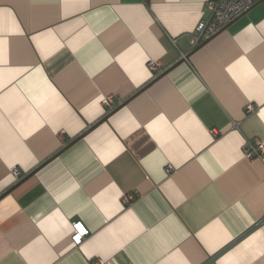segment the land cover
Here are the masks:
<instances>
[{
  "label": "crops",
  "instance_id": "obj_1",
  "mask_svg": "<svg viewBox=\"0 0 264 264\" xmlns=\"http://www.w3.org/2000/svg\"><path fill=\"white\" fill-rule=\"evenodd\" d=\"M210 1L0 0V264H264V3Z\"/></svg>",
  "mask_w": 264,
  "mask_h": 264
},
{
  "label": "built area",
  "instance_id": "obj_2",
  "mask_svg": "<svg viewBox=\"0 0 264 264\" xmlns=\"http://www.w3.org/2000/svg\"><path fill=\"white\" fill-rule=\"evenodd\" d=\"M260 0H212L208 3V8L211 15L208 19H202L196 27V33L193 35L192 45L197 46L200 43L210 39L215 34L223 30L233 20L248 12ZM184 58L186 54H183ZM148 67L156 74L159 75L163 72L162 64L157 60H149ZM104 103L113 109L116 106L115 99L112 96L104 98ZM253 106H249L252 110ZM244 153L247 158H259L264 160V142L253 140L246 142L244 146ZM18 176V172L15 171ZM132 196H126L125 200L128 202ZM74 234L73 241L80 244L86 238L90 231L82 225L81 222L73 224ZM96 264H103L99 261Z\"/></svg>",
  "mask_w": 264,
  "mask_h": 264
},
{
  "label": "water",
  "instance_id": "obj_3",
  "mask_svg": "<svg viewBox=\"0 0 264 264\" xmlns=\"http://www.w3.org/2000/svg\"><path fill=\"white\" fill-rule=\"evenodd\" d=\"M260 3H264V0H260V1H258L253 7H255V6H257L258 4H260ZM252 7V8H253ZM251 8V9H252ZM250 9V10H251ZM245 14V13H244ZM243 14V15H244ZM241 17V16H240ZM239 18V17H238ZM237 18V19H238ZM237 19H235V20H237ZM235 20H233L231 23H233ZM230 23V24H231ZM230 24H228L223 30H221L220 32H222V31H224V30H226L227 28H228V26L230 25ZM219 32V33H220ZM218 34V33H217ZM217 34H215L214 36H212L210 39H208V40H206V41H204L202 44H200L199 45V47L198 48H200V47H202V46H204L205 44H207L213 37H215ZM189 56H190V54L189 55H187L185 58H183V59H181L179 62H177V64L176 65H179L180 63H182V62H184L187 58H189ZM175 65V66H176ZM175 66H173L172 68H170L169 70H167V71H165L164 73H162V74H160L156 79H155V81L156 80H158V79H160L161 77H163L164 75H166L167 73H169ZM115 111V110H114ZM113 111V112H114ZM112 112V113H113ZM111 114H108L105 118H104V120L103 121H105L106 119H108L109 118V116H110ZM98 125V124H97ZM95 127V126H94ZM91 129H93V128H91ZM90 129V130H91ZM89 130V131H90ZM88 133V131L87 132H84L83 134H81L79 137H77V138H75L74 140H72L71 142H69L66 146H64L57 154H55L53 157H51L50 159H48L44 164H42L41 166H39L38 168H36L35 170H33L30 174H28L26 177H24L22 180H20L13 188H11L8 192H10V191H12L15 187H17L18 185H20L22 182H24L26 179H28L30 176H32L33 174H35L40 168H42L44 165H46L47 163H49L50 161H52V160H54V159H56L57 157H59L64 151H66L68 148H70L72 145H74L77 141H79L80 139H82L86 134ZM8 192H6L5 194H7ZM4 195V194H3ZM0 197H2V196H0Z\"/></svg>",
  "mask_w": 264,
  "mask_h": 264
}]
</instances>
